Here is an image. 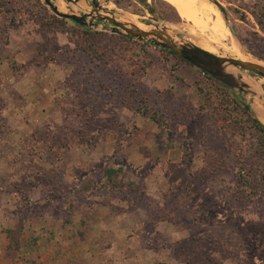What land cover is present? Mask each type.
I'll use <instances>...</instances> for the list:
<instances>
[{
  "label": "rangeland",
  "instance_id": "1",
  "mask_svg": "<svg viewBox=\"0 0 264 264\" xmlns=\"http://www.w3.org/2000/svg\"><path fill=\"white\" fill-rule=\"evenodd\" d=\"M200 1L208 12L197 16L202 26L163 0H147L156 18L137 13L140 0L98 4L117 19L164 26L215 56L264 64V0ZM53 4L60 12H91L85 0ZM216 22L220 29L213 31ZM109 28L57 18L41 0H0V264H264V189L253 201L242 198L234 173L239 151L218 133L217 111L202 109L214 85L164 49ZM118 47L148 67L121 64ZM249 75L241 74L247 84H264ZM229 91L256 117L264 115V96ZM217 96L224 114L231 96ZM50 125L57 133L46 139L54 146L66 140L70 148L61 171L52 169L56 158L44 149L43 184L29 203L19 194L27 170L20 143ZM118 144L128 163L124 182L135 191L90 213L93 198L75 190L88 180L103 184ZM17 226L22 235L9 241ZM31 236L39 238L36 246L24 243Z\"/></svg>",
  "mask_w": 264,
  "mask_h": 264
},
{
  "label": "trees",
  "instance_id": "2",
  "mask_svg": "<svg viewBox=\"0 0 264 264\" xmlns=\"http://www.w3.org/2000/svg\"><path fill=\"white\" fill-rule=\"evenodd\" d=\"M36 2L39 3V0H36ZM140 4L143 10L137 9V13L144 14L147 12L153 18H156L154 8L150 3L147 2V0H140ZM219 10L225 17L226 15L222 8H219ZM59 21L62 22V20ZM111 37L115 38V36ZM140 45L143 46L142 44ZM117 49L118 50H115L117 54L114 57L118 59L121 64L130 65L139 69L148 67V62L141 61L136 52L131 50L121 51L119 50V47ZM162 51L179 61L189 64L170 51ZM139 71H141V69ZM136 72L138 73V76L141 74V72ZM201 73L205 79L214 85V90L216 92L215 93L211 91L209 95L205 96L206 103L202 109L204 110L205 108H212L214 111H217L216 116L218 119H216V121L218 126L216 128L218 133L220 132L223 136L227 137L231 141L232 145H235L239 151L238 162L234 169L236 176L235 183L240 189L242 198L245 197L248 201H253V199H257L259 197L261 189H264V124L261 123L259 119H257L250 106L245 103L244 100L236 97L234 99V94L230 92L226 86L215 81L207 74L203 72ZM215 94L224 96L226 99L228 96H231L229 104H231L233 108H231V106L225 107V109L227 108L229 111L224 110L225 113L223 114L221 112L222 109L219 108V106L221 107L220 101L218 99L219 97H213ZM142 115L145 116L147 114L146 112H143ZM149 119L152 121L155 120L153 115H150ZM55 133H57L56 128L50 125L48 129L44 131V135H34L33 140H29L28 137H24L23 142L20 143L21 147L24 149L23 162H25L27 170L23 177L26 189L21 191L19 194L23 196L27 202H29L30 195L39 189L43 184L44 177L42 171L39 168L43 161V151L45 148L56 158L55 162L52 163V169L54 171H61L64 168V156L66 151L70 148V143H68L66 140H62L63 143L61 142V145H52L50 140H47L46 138L55 135ZM77 134L80 137L79 141L83 142L87 132L83 127H81L78 128ZM120 142L121 141H118V143ZM125 156L126 153H124L122 150V144H118V147L112 155L113 164L107 161L105 163L106 168L101 173V178L104 179L103 184L101 183L100 185L95 186L94 180H88L76 188L75 193L78 196L90 194L93 198V201L88 208L90 213H94L98 208L108 205V203L111 202V198L118 200L123 199L124 201H127L126 198L129 196V194L135 191V185L133 182H124L125 167L128 164L125 161ZM103 191H105L104 194L102 193ZM58 197H60L59 194L56 196H50L46 205L48 206V203H51L54 198ZM41 210L43 211V209ZM10 213L13 217L16 215L12 211ZM22 230V226H17L14 232L9 231L8 240L12 241L17 239L20 235H22ZM38 240L39 238L31 236V238L26 240L24 243L29 247H32L36 246ZM74 246H76V244H74Z\"/></svg>",
  "mask_w": 264,
  "mask_h": 264
},
{
  "label": "water",
  "instance_id": "3",
  "mask_svg": "<svg viewBox=\"0 0 264 264\" xmlns=\"http://www.w3.org/2000/svg\"><path fill=\"white\" fill-rule=\"evenodd\" d=\"M41 1L47 8L51 10L52 14L57 18L70 21L79 26L87 27H92L96 23H107L111 28L106 29V31L111 34L123 35L128 38L148 43L155 47L170 51L177 57L188 62L191 66L197 68L217 82L223 84L228 89L238 93L243 98L244 95H249L256 98L264 96V84L259 85L260 82H254L253 85H250L242 81L241 78V74H245V72H248L250 73L249 77H251L252 79L254 75H256L264 80V67H262L260 64L215 56L195 45L173 38L164 26L160 27L159 25L138 23L147 26L152 30L150 32L136 30L133 26H130V24H124L122 22V20L128 16L121 14L119 15L120 19H117L116 14L110 13V11L102 8L98 4V0H85L87 5L91 9V12L88 14H82L80 16L69 12H59L57 9V5L53 4V0ZM65 1L69 4H73L78 3L81 0ZM214 5L218 7L217 3H214ZM222 19L224 20L230 33L234 35L233 28L228 24L223 15ZM224 67H228L231 69L238 68L240 71L237 74L233 75L224 71Z\"/></svg>",
  "mask_w": 264,
  "mask_h": 264
},
{
  "label": "bare ground",
  "instance_id": "4",
  "mask_svg": "<svg viewBox=\"0 0 264 264\" xmlns=\"http://www.w3.org/2000/svg\"><path fill=\"white\" fill-rule=\"evenodd\" d=\"M163 1L166 2L167 4H169L170 6H172L180 18H182L188 22H193L194 24H197L200 26H202V23L197 20V16L204 17L208 13L206 11V9L204 8V6L200 3L201 2L200 0H163ZM126 18H127V22L122 21L124 24H130V26H133L136 30H140L143 32H150V30L147 29V27H144V26H141V25L135 23L134 18L125 17V19ZM217 21L219 22L218 16H217ZM218 22H216V23L218 24ZM218 26H220V25L219 24L215 25L212 28V29H214L213 31H215L216 29H220V27H218ZM260 65L262 67H264L263 66L264 64H260ZM224 71H226L227 73L235 75V73L232 72V71H234V69L224 67ZM242 81H245V80L242 79ZM262 83H264V82H262ZM257 118L259 119V121L261 123L264 124V115L263 114H260L258 112Z\"/></svg>",
  "mask_w": 264,
  "mask_h": 264
}]
</instances>
